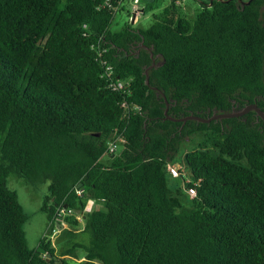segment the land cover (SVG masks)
I'll return each mask as SVG.
<instances>
[{
	"label": "trees",
	"instance_id": "trees-1",
	"mask_svg": "<svg viewBox=\"0 0 264 264\" xmlns=\"http://www.w3.org/2000/svg\"><path fill=\"white\" fill-rule=\"evenodd\" d=\"M196 1L194 21L174 0L114 30L121 0H0V264H264L263 118H168L264 111V0ZM180 154L186 202L168 170ZM11 174L50 183L52 257L27 243ZM89 201L104 209L83 214ZM61 206L84 222L65 218L57 253Z\"/></svg>",
	"mask_w": 264,
	"mask_h": 264
},
{
	"label": "rangeland",
	"instance_id": "rangeland-1",
	"mask_svg": "<svg viewBox=\"0 0 264 264\" xmlns=\"http://www.w3.org/2000/svg\"><path fill=\"white\" fill-rule=\"evenodd\" d=\"M173 1L174 0H124L122 5H125L126 10L118 11L115 14L113 29L120 30L126 23H132L134 14H136L135 22L132 23L134 27L148 28L155 23V17L160 16L163 10L170 6ZM176 3L179 5L178 11L180 15L190 21H194L200 12L201 4L196 0H176ZM147 4H157V7L144 13L143 9ZM181 156L182 154L177 157L175 162V165L178 167L182 165ZM170 183L174 187H181V189H183V193L180 195L182 201L186 202L190 200V195L188 194L187 188L184 187L183 180L180 176H171ZM49 184V182H31L17 176L16 174H11L7 179L9 189L17 193L18 201L22 205L24 213L28 217L26 223L24 224V232L29 247L35 251H37L40 247V241L47 234L48 230L47 225L49 221L47 214L42 211V204L45 195L48 194ZM95 209H104L103 202L89 201L83 214H87ZM83 227V224H79L77 227L78 232H80ZM55 229L59 230L58 223L55 225ZM54 235L53 232L48 234V239L54 240ZM58 240L59 238L55 241L56 248L58 249L57 253L63 249V245L60 246V243L62 242L65 244L63 239H60L59 242ZM87 241L88 236L85 233H80V237L72 240V242L82 243ZM68 244H70V242ZM77 254L79 257L75 260L78 261L84 259L83 250H78Z\"/></svg>",
	"mask_w": 264,
	"mask_h": 264
},
{
	"label": "built area",
	"instance_id": "built-area-1",
	"mask_svg": "<svg viewBox=\"0 0 264 264\" xmlns=\"http://www.w3.org/2000/svg\"><path fill=\"white\" fill-rule=\"evenodd\" d=\"M124 0H121V4L123 3ZM109 69V68H108ZM123 85V83H120L119 84V87H121ZM124 141V138L122 136V134H118L116 135L115 137L109 139L107 141V148H106V151L105 153L106 154H110V153H113L115 152L118 147L120 146V144ZM168 170L169 172L171 173L172 176L174 177H177L181 174V172H183L185 170L184 166L181 165V166H177L175 165L174 163H171L168 165ZM188 194L191 196V197H194L196 196L197 194V189L195 186H190L188 189ZM78 194H81V191H78ZM75 216L77 218V220H79L80 222H84V218H83V215L80 213V212H76L74 209L72 208H66V207H58L57 208V211L55 213V219H56V222L58 224H67L65 222V218L67 216ZM68 225V224H67Z\"/></svg>",
	"mask_w": 264,
	"mask_h": 264
},
{
	"label": "water",
	"instance_id": "water-1",
	"mask_svg": "<svg viewBox=\"0 0 264 264\" xmlns=\"http://www.w3.org/2000/svg\"><path fill=\"white\" fill-rule=\"evenodd\" d=\"M219 1H222V2H229L230 0H219ZM243 5H249L251 3V1L253 0H248V1H245V0H239ZM213 3V0L210 1V5H212ZM135 17H136V14H134V18L132 20V23L135 22ZM168 107H169V103L167 102V109H166V114H168ZM251 110H255L258 115L263 118L264 120V111L261 110V108L257 105V104H249L247 105L246 107H244L243 109L239 110V111H233V112H229V113H221V114H216V115H213L212 117L210 118H202V117H199V116H194V115H191L189 117H186V118H181V119H176V118H173V117H170L168 116L169 119L171 120H174V121H187L189 119H193V120H198V121H201V122H210L211 120L213 119H223V118H232V117H240V116H243L244 114H247L248 112H250ZM81 184H79V186H81ZM36 254L37 255H41V254H44V255H47L48 257H52V253L49 252L46 248H44L43 246H40L38 248V250L36 251Z\"/></svg>",
	"mask_w": 264,
	"mask_h": 264
},
{
	"label": "crops",
	"instance_id": "crops-1",
	"mask_svg": "<svg viewBox=\"0 0 264 264\" xmlns=\"http://www.w3.org/2000/svg\"><path fill=\"white\" fill-rule=\"evenodd\" d=\"M58 226H59V230H56V229H54L53 230V235H54V240H51L52 241V243H53V246H55V244H56V240H57V238H59V236H60V234H61V231L64 229V228H66L68 225L67 224H62V226L60 225V224H58ZM48 227H49V222H48V225H47V229H48Z\"/></svg>",
	"mask_w": 264,
	"mask_h": 264
}]
</instances>
